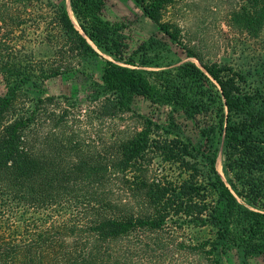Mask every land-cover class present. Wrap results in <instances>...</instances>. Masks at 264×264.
I'll use <instances>...</instances> for the list:
<instances>
[{"label": "trees", "instance_id": "1", "mask_svg": "<svg viewBox=\"0 0 264 264\" xmlns=\"http://www.w3.org/2000/svg\"><path fill=\"white\" fill-rule=\"evenodd\" d=\"M134 1L199 67L186 62L150 83L122 56L105 0H69L79 30L63 9L58 22L75 50L98 57L90 42L113 59H102L78 115L52 96L23 102L13 87L0 96V264H168L169 247L212 264L231 249L264 257V94L243 72L183 45L180 25L163 20L174 1ZM230 23L257 37L264 0H240ZM136 97L181 112L200 141L135 114ZM220 140L227 181L216 168ZM192 227H211L213 241H179Z\"/></svg>", "mask_w": 264, "mask_h": 264}, {"label": "rangeland", "instance_id": "2", "mask_svg": "<svg viewBox=\"0 0 264 264\" xmlns=\"http://www.w3.org/2000/svg\"><path fill=\"white\" fill-rule=\"evenodd\" d=\"M172 1L174 5L163 20L180 25L183 45L206 64L229 65L243 72L248 78L247 87L264 94V26L257 37L232 28L230 9L240 0ZM61 9L69 13L79 30L69 0H0V96L11 87L23 102L52 96L59 106L78 115L87 107L89 88L100 82L102 59L113 58L90 42L98 57L80 55L58 22ZM102 17L117 29L122 56L130 63L129 67L141 71L150 83L159 85L166 78L161 72L173 73L170 71L186 62L199 67L195 58L159 31L134 0H105ZM132 109L153 123L173 128L171 137L179 136L194 144L200 141L196 124L170 105L157 106L136 97ZM171 117L174 127H169ZM128 123L133 122L128 120ZM106 127V124L101 126V130L106 132ZM83 129L91 133L90 128ZM157 165L163 175L179 178L180 171L175 167ZM216 168L227 181L221 140ZM238 202L243 203L239 198ZM213 238L211 227H192L179 234V241L191 244L212 242ZM168 253L171 257L168 264H212L205 255H190L172 247ZM222 264H264V257L245 260L239 251L231 249L222 258Z\"/></svg>", "mask_w": 264, "mask_h": 264}]
</instances>
